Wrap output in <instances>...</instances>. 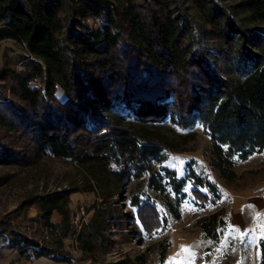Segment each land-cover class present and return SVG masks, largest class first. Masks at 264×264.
Wrapping results in <instances>:
<instances>
[{
	"label": "trees",
	"instance_id": "obj_1",
	"mask_svg": "<svg viewBox=\"0 0 264 264\" xmlns=\"http://www.w3.org/2000/svg\"><path fill=\"white\" fill-rule=\"evenodd\" d=\"M227 1L0 0V44L12 40L23 48L16 64L0 69V166L32 170L51 158L76 164L85 180L28 196L22 206L35 207L38 216L28 220L24 212L22 220L37 232L16 233L11 222H0V237L11 234L8 250L27 262L70 264L75 258L65 240L72 238L98 264L112 248L116 225L136 227L114 200L131 183L130 205L149 236L167 223L152 195L164 197L175 219L188 184L199 205L219 201L221 191L207 177L189 170L179 178L161 166L168 153L183 150L157 125H201L211 141L209 166L228 182L238 162L264 152V0ZM96 185L105 188L103 204L77 231L71 197ZM222 216L196 225L217 240ZM169 247L157 245L162 259ZM148 262L143 253L107 264Z\"/></svg>",
	"mask_w": 264,
	"mask_h": 264
},
{
	"label": "rangeland",
	"instance_id": "obj_2",
	"mask_svg": "<svg viewBox=\"0 0 264 264\" xmlns=\"http://www.w3.org/2000/svg\"><path fill=\"white\" fill-rule=\"evenodd\" d=\"M234 2L231 0L225 3L233 4ZM191 12L197 18L201 31L204 32L206 26L198 12L195 10ZM204 40L211 45L207 37L204 36ZM22 52V46L15 41L2 42L0 69L4 65L16 64ZM227 71L230 73L229 68ZM57 98L64 102L66 95L59 90ZM156 131L165 138L175 141L177 146L182 144L179 147L183 150L168 153L167 160L161 166L175 171L179 178L186 177L189 170L207 177L219 187L221 199L214 204L199 205L198 201L189 194L191 185L188 184L186 198L180 206L181 217L175 219L164 206V197L152 195L157 199L158 207L167 218V223L149 236L145 234L138 222L136 209L130 205L129 199L134 189V183H131L114 200H120L122 212L132 214V222L136 227L129 229L131 226L116 225L111 235L112 248L108 252L100 253L97 263H112L146 253L149 254L148 264H261L262 249H264V152L253 155L247 161L238 162L235 166L237 177L234 181L228 182L209 166L211 141L201 125L183 130L170 122H165L157 125ZM193 134L195 138L190 139L186 144L184 138ZM6 177L9 178L8 181L4 180ZM83 178L84 173L77 168L76 164L51 158L45 159L32 170L0 166V222H11L16 233L26 232L34 235L37 232V226L23 222L22 218L26 212L28 220L34 219L38 216V210L31 207L25 211L22 206L24 200L31 195L67 189L77 181L84 186ZM9 181L10 183L6 184ZM102 190L105 188L96 185L94 192L73 194L71 197L73 219L75 214L83 208L85 215L81 221L82 225L87 224L93 215V207L103 204ZM169 198L174 202V194H169ZM219 211L223 212L222 217L226 224L219 228L217 240L208 239L198 229L197 221ZM60 219L59 215H54L55 222H59ZM44 235L47 234L44 233ZM10 237L11 234H6L5 240L0 237V264H57L46 258L27 262L19 254L17 255V252L7 249ZM36 237L42 239L41 236ZM165 241L170 247L165 259H162L157 245ZM65 248L75 258L70 264H92L90 259H85L84 255L77 250L72 238L65 240Z\"/></svg>",
	"mask_w": 264,
	"mask_h": 264
},
{
	"label": "built area",
	"instance_id": "obj_3",
	"mask_svg": "<svg viewBox=\"0 0 264 264\" xmlns=\"http://www.w3.org/2000/svg\"><path fill=\"white\" fill-rule=\"evenodd\" d=\"M85 215V210L83 209V208H81L80 209V211H78L76 214H75V216H74V221H73V223H74V225H75V227H76V230L77 231H79L81 228H82V221H81V219H82V217ZM79 225H81L80 227H79ZM78 228V229H77Z\"/></svg>",
	"mask_w": 264,
	"mask_h": 264
},
{
	"label": "crops",
	"instance_id": "obj_4",
	"mask_svg": "<svg viewBox=\"0 0 264 264\" xmlns=\"http://www.w3.org/2000/svg\"><path fill=\"white\" fill-rule=\"evenodd\" d=\"M18 255V253H16Z\"/></svg>",
	"mask_w": 264,
	"mask_h": 264
}]
</instances>
